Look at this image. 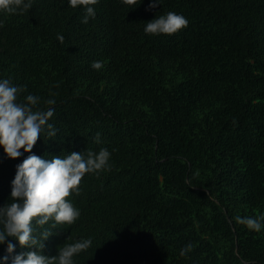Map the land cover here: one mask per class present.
<instances>
[{
  "label": "trees",
  "instance_id": "1",
  "mask_svg": "<svg viewBox=\"0 0 264 264\" xmlns=\"http://www.w3.org/2000/svg\"><path fill=\"white\" fill-rule=\"evenodd\" d=\"M148 3L98 0L87 23L67 0L0 11V77L24 85L21 97L55 94L57 133L30 151L111 153L65 198L80 216L51 228L41 251L90 238L74 264H264V228L236 221L264 213V0ZM167 11L187 26L143 31ZM23 158L0 150V204Z\"/></svg>",
  "mask_w": 264,
  "mask_h": 264
},
{
  "label": "clouds",
  "instance_id": "2",
  "mask_svg": "<svg viewBox=\"0 0 264 264\" xmlns=\"http://www.w3.org/2000/svg\"><path fill=\"white\" fill-rule=\"evenodd\" d=\"M98 0H67L68 6H82L84 15L81 23L95 17L92 5ZM133 2V0H129ZM161 5V0H149V9ZM32 0H0V11L23 13L30 9ZM188 24L187 18L174 11H167L146 21V34H173ZM57 39L64 37L57 34ZM93 69L102 68V62L94 60ZM25 86L14 84L10 77H0V150L7 158H24L15 165L10 181V203L0 204V264H74L73 256L90 247V238H82L58 247L57 253L47 256L42 253L44 241L51 235L56 224H72L79 216L80 209L72 200L65 199L71 193L80 191L78 185L85 173L99 174L109 168L111 153L101 147L98 151L86 149L71 151L64 155H37L33 149L38 136L45 133L48 138L56 135L57 129L49 122L55 111V94L43 99L28 92L21 97ZM41 102L49 107H41ZM100 133L95 134L99 142ZM22 149V151H21ZM27 153L25 156L24 154ZM52 221L49 228H43L39 235L33 223L44 226ZM236 221L248 229L259 232L264 228V213L256 216H237ZM12 238V239H8ZM26 250L15 251L17 243ZM189 243L180 249L183 256L190 250Z\"/></svg>",
  "mask_w": 264,
  "mask_h": 264
}]
</instances>
